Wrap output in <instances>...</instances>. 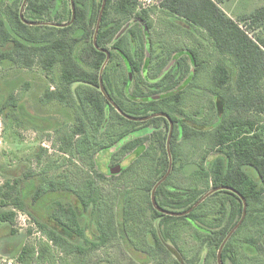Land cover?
<instances>
[{"label":"trees","instance_id":"obj_1","mask_svg":"<svg viewBox=\"0 0 264 264\" xmlns=\"http://www.w3.org/2000/svg\"><path fill=\"white\" fill-rule=\"evenodd\" d=\"M158 1L159 7L174 17L173 21L181 20L188 28H191V31L196 29L203 32L217 54L210 78L213 98L217 100L214 107L220 110L223 116L227 112L228 116L219 117L213 124V130L209 132L210 137L207 141L209 147L202 153L199 162L191 164V167L182 163L174 146L175 139L177 135L189 139L205 136L207 132L191 130L184 120H178L179 117L175 115V109L182 104L181 88L157 100L137 102L135 108H129L115 101L109 89L112 81L108 74V66L116 54L122 60H126V64L135 65L137 70L140 68L139 61L143 56H148V63L158 56L155 52L158 48H154V44L148 37V29L151 27L149 10L136 11L137 0H105L95 45L93 36L103 0H73L75 16L71 23H68L72 17L70 0H26L22 11L23 18L19 15L23 0H0V61L8 59L24 67H32L34 63H38L46 72L53 71L55 67L59 69V82L56 88L45 89L44 100L47 103L58 102L61 109L76 103L74 109L76 112L69 109L76 120L75 126L71 129L72 132L69 131L61 136L62 144L59 148L71 156H78V159L80 157L90 161L91 154L97 147L101 150L111 146L135 149L142 144L143 135L148 131L146 126L156 127L157 130L151 132L153 142L158 146V154L154 157V172L157 180L153 185L165 175L169 167L166 150L169 121L163 116L136 121L125 117L122 113L139 118L150 116L152 112L167 114L174 124L169 144L172 162L170 171L181 169L184 173H189L191 177L203 180L205 185H210L211 188L204 190L198 185L167 187L166 180L168 181L172 174L169 172L155 190L156 205L165 211L184 214L173 215L157 210L151 200V189L149 207L153 223L150 228H145L150 243L160 251H169L164 243L166 240L174 241V238L170 236L172 225L176 221H183L198 232L197 237L206 241L210 251L215 252L218 264L217 253L220 245L227 234L235 228L223 244L221 262L227 264L226 260L229 259L230 264H236L243 256H252L250 253L245 254L244 250L238 254L236 252L235 255L230 247L231 238L234 237L232 235H235L234 233L242 224L246 228L248 222H253V225L258 227L257 237L244 236L246 244L256 246V252L262 251L260 245H256V239H259L261 235L264 237V33H261L264 29V4L234 19L221 6L226 0ZM130 16H134L136 21L132 22L117 38L116 35L128 24ZM43 22L68 24L54 26L43 24ZM137 26L140 28L135 29ZM81 41L82 49L76 51V46ZM137 41L138 50L136 49ZM108 44L111 48L107 47ZM126 44L134 50V56H138V59L130 55ZM106 52L109 54L107 61ZM175 52V62L179 68L174 74L185 71L181 69L180 54L186 52V56L190 58L194 66L191 71V77L194 78L201 67L198 53L195 50L186 49H177ZM159 58L156 72H160L173 57ZM226 59L231 61L233 69L226 66ZM100 74L105 92L112 101L116 102L121 113L101 92ZM174 74L169 70L162 77V81L172 79ZM231 76H234L232 83H230ZM123 82L127 87L128 76ZM74 84H76L74 91L76 99L71 89ZM8 101H11L12 106L16 103L11 94ZM111 110L114 112L113 115H110ZM249 113L253 116H249ZM142 124L146 126L136 128ZM61 125L60 128H62ZM115 125L121 129V132L110 143L107 141L109 130L115 128ZM89 128L95 134L89 135L87 133ZM57 129L59 128L54 130ZM96 134L100 135L101 139H98L100 143H97ZM139 151L140 149L137 148L136 153L139 154ZM86 183L88 188L83 192L71 189L61 180H52L47 185L44 184L45 191L57 190L56 187L61 184L60 186L63 187L59 189L73 194L79 204L76 206L68 203L66 207L55 199V208L51 212L54 219L48 220L45 217L44 221H40L35 216L34 219L43 228L49 226V235L55 244L68 242L71 247L75 243V249L80 253L102 247L110 237L118 235L127 254L142 263L146 262L148 256H144L147 259L140 258L142 254L137 256L125 233L124 222L128 212L124 209V201L119 202L118 217L115 220L111 213L108 214L102 210L106 207V203L102 202L101 193L94 186V180L89 178ZM6 186L8 189L0 186V205L2 207L12 205L20 210L26 209L27 204L20 189L23 188L22 185L18 189L19 195L15 198L10 196L13 186H10L8 182ZM214 188L219 189L201 200ZM40 195V189H36L33 197L37 198ZM122 196L126 195L122 194ZM241 197L246 203L243 218ZM198 200L201 201L192 208ZM208 203L210 206H215V209L207 213L205 208L209 206ZM88 206L92 207V211L97 212L98 216L92 220L87 219L85 227L77 229L82 222L80 210L87 209ZM188 210L190 211L186 212ZM14 217L15 212L12 209L0 211V222L12 224ZM138 220L143 221L139 217ZM89 225L90 227L87 228ZM90 228L91 237H88L86 232ZM57 229L60 233L55 232ZM11 231L14 232V230ZM62 233L69 239L63 237ZM75 236L76 239H74ZM82 239L84 244L79 246L77 243ZM22 252L24 253V250ZM202 257L205 261L207 260L205 256H200L197 258L198 262ZM175 264L183 263L175 258Z\"/></svg>","mask_w":264,"mask_h":264},{"label":"rangeland","instance_id":"obj_2","mask_svg":"<svg viewBox=\"0 0 264 264\" xmlns=\"http://www.w3.org/2000/svg\"><path fill=\"white\" fill-rule=\"evenodd\" d=\"M158 2V0H150L149 4H142L141 0H137L136 11L149 10L151 27L148 29V37L154 44V48H158L155 50L158 53L157 59H152L151 63H148L143 56L139 66L142 69L146 64L148 66L150 64L148 76L154 78L158 73L156 68L159 57L170 59L174 53L176 54L177 49L195 50L198 53L201 67L193 78L190 72L194 66L190 58L186 56V52H181V69L185 71L179 73V78L175 82V86L181 88L183 93L182 104L175 109L178 120H184L191 130L207 132L205 136L185 139L177 135L175 139L174 146L182 163L191 167V164L199 162L202 153L209 147L207 141L210 137L209 132L213 130V124L219 117L228 116L227 112L223 116L220 110L214 107L217 100L213 98L210 78L217 54L203 32L196 29L191 31V28H188L181 20L173 21L174 17L165 13ZM263 4L264 0H226L221 6L229 16L237 19L240 14L249 13ZM135 21L134 16H130L128 26ZM137 28L140 27L137 26L135 29ZM261 33H264V29ZM126 45L127 51L134 56V50L128 44ZM107 47L111 48L110 44ZM81 49L82 41L77 44L76 51ZM136 49H139L138 41ZM164 51L166 53H161ZM143 53L145 55V52ZM134 59H138V56H134ZM125 64L126 60H122L116 54L108 66V74L112 81L109 89L115 101L129 108H135L137 102L140 103L139 98L144 100L147 94L168 93L167 89L146 93L148 88L141 76V71H133L131 81L125 87L123 80L128 76ZM225 64L229 69H233V64L228 59L225 60ZM233 77L231 76L230 83L233 82ZM59 78L57 67L53 68V71L46 72L38 63H34L32 67H24L12 60L0 61V186L8 189L6 186L8 182L10 186H13L10 196L15 198L19 195L18 189L22 185L23 188H20L22 197L27 204L24 210L12 205L4 207L0 205V211L12 209L15 212L12 224L0 222V264H175L176 256L172 252L156 249L150 243L148 232H145V228H150L153 223L149 206L150 191L157 180L154 172V157L158 154V146L153 142L152 133L157 128L153 125L146 126V124L137 126L136 128L146 126L148 131L143 135L142 144L135 149L111 146L101 150L97 147L91 154L90 161L64 153L59 148L62 144L60 138L67 132H72L71 129L75 126L76 120L69 109L76 112L74 111L76 103L61 109L58 102L47 103L44 100L45 89L56 88ZM75 87L76 84L71 89L76 99ZM10 94L16 102L13 106L11 101H8ZM113 104L116 108V102L113 101ZM113 113L111 110L110 115ZM249 116L253 114L249 113ZM135 118L139 117L135 116ZM144 120L146 119L136 121ZM62 123L64 124L61 125ZM60 125L62 128L59 127ZM57 127L59 129L54 130ZM114 127L109 130L107 141L110 143L121 132L118 126ZM87 133L92 135L94 132L89 128ZM96 136L97 143H100L98 140L101 139L100 135L96 134ZM137 148L140 149L139 154L136 153ZM89 178L94 180V186L101 193L102 202L106 203V207L102 210L108 214L111 213L115 220L118 217L119 202L124 201V209L128 212L124 222L125 233L137 256L142 254L140 258L143 259H147L144 256H148L146 262L142 263L127 254L118 235L110 237L102 247L80 253L76 251L74 242L71 247L68 242L55 244L50 238L49 226L43 228L34 219L35 217L40 221H44L45 217L48 220L54 219L51 212L55 208V199L66 207L68 203L76 206L79 204L73 194L59 189L63 187L60 186L61 184L56 187L57 190L48 189L50 191H45L44 184L47 185L52 180H61L71 189L83 192L88 188L86 182ZM191 185H198L204 190L211 188L210 185L206 186L203 180L191 177L189 173H184L181 169L173 171L168 181L166 180L167 187ZM36 189L41 191V195L37 198L33 197ZM122 194L126 196L123 197ZM214 209L215 206L209 205L205 208V212H212ZM80 212L82 222L78 228L76 227L77 229L84 228L87 219L92 220L98 216V213L93 212L90 206L87 209L81 208ZM138 217L143 221L138 220ZM154 223L157 225L156 222ZM253 224L248 222L246 228L242 224L234 233L235 235H232L234 236L230 241L232 252L236 255V252L238 254L244 250L247 252L245 254L252 255L251 257L243 256L236 264H264V237L261 235L259 239H256V245H260L261 252H256L255 245L246 244L244 241L245 235L249 238L257 237L258 227ZM172 227L170 236L174 238V241L166 240L164 244L176 250L183 264H217L215 252L209 250L205 240L197 237V231L183 221L174 222ZM55 232L60 233L58 229ZM86 234L91 237V228L87 229ZM62 236L66 238L65 234ZM82 243L84 244L83 239L77 244L80 246ZM200 256H205L207 260L205 261L202 257L198 262L197 258ZM226 263L230 264L229 259Z\"/></svg>","mask_w":264,"mask_h":264},{"label":"water","instance_id":"obj_3","mask_svg":"<svg viewBox=\"0 0 264 264\" xmlns=\"http://www.w3.org/2000/svg\"><path fill=\"white\" fill-rule=\"evenodd\" d=\"M25 2H26V0H23V4H22V6H21V8H20V11H19V15H20L21 18H23V17H22V16H23V15H22V11H23V7H24V5H25ZM70 2H71L72 17H71V20H70L68 23H71V22L73 21V19H74V16H75V6H74V2H73V0H70ZM104 4H105V0H103V2H102V6H101V9H100V12H99V16H98V21H97V24H96V27H95V31H94V36H93L94 45L96 44V41H95V40H96V35H97L98 29H99V24H100V20H101V15H102V11H103V8H104ZM68 23L55 24V23L43 22V24L54 25V26H65V25H67ZM127 27H128V24H127V26H126L125 28H122V29L118 32V34L116 35V37L118 38V37H119V36L125 31V29H126ZM106 54H107V58H106V61H107V60H108V57H109V54H108V52H106ZM106 61L104 62L103 66L105 65ZM103 66H102L101 70L103 69ZM99 86H100V90H101V92H102V93L106 96V98L111 102L109 96H108L107 93L105 92L104 87H103V85H102L101 74L99 75ZM112 104H113V103H112ZM113 105H114V104H113ZM116 109L121 113V111L119 110V108L116 107ZM122 114H123L125 117H127V118H130V119H139V120H143V119L149 118V117H151V116H157V115L165 116V117L168 119V121H169V132H168V136H167V140H166V150H167V154H168V157H169V167H168V169H167L165 175H164V176H163L158 182H156V184L154 185V187H153V189H152V191H151V200H152L153 206H154L157 210H159V211H161V212H164V213H167V214H173V215H175V214H178V215H182V214H184V213H174V212L165 211V210H163V209H160V208L156 205V201H155V190H156L157 186H158L163 180H165V178H166L167 175L169 174V172H170V170H171V167H172V162H171V155H170L169 144H170V137H171V134H172V131H173V123H172L170 117H169L167 114H164V113L153 114V115L148 116V117H145V118H133V117L128 116V115H126V114H124V113H122ZM217 189H219V188H214V189L210 190L209 192H207V193L201 198V200L204 199L207 195H209L210 193H212L213 191H215V190H217ZM201 200H198V201L193 205L192 208H194V207H195V206H196ZM241 200L243 201V213H242V218H243L244 215H245L246 203H245V201H244V199H243L242 197H241ZM192 208H191V209H192ZM191 209H190V210H191ZM190 210H188V211H186V212H189ZM236 226H237V225H236ZM236 226H235V227H236ZM234 229H235V228H233V229L227 234L226 238L223 240V242H222L221 245H220V248H219L218 253H217L218 264H222V262H221V249H222V247H223V244L225 243V241L227 240V238L230 236V234L233 232ZM166 247L168 248V250H169L170 252H172V253L176 256V258H177L178 260H180V256H179V254L176 252V250H175L173 247H171V246L168 245V244L166 245Z\"/></svg>","mask_w":264,"mask_h":264},{"label":"flooded vegetation","instance_id":"obj_4","mask_svg":"<svg viewBox=\"0 0 264 264\" xmlns=\"http://www.w3.org/2000/svg\"><path fill=\"white\" fill-rule=\"evenodd\" d=\"M146 58V61L148 60V56H145ZM176 58H175V55L173 56V58L170 59V61H168L162 68H161V71L158 72V74H156L154 76V78H151L149 77V66L148 64H146V66H144L142 69L139 68L138 70L136 69L135 65H129V64H125L127 66V73H128V79H129V82L131 81V75H132V72L135 71H141V76L143 77L144 81L146 82V87L148 88L147 91H145L146 93H149L153 90H158V89H161V90H165L167 89L168 93H165V94H169V93H172L173 91L175 90H178V86H175V82L177 81V79L179 78V73L177 75H175V70L177 68H179V66L176 64ZM140 67V66H139ZM169 70L172 71V73L174 74V77L170 80H166V81H162V77L165 75V73H167ZM192 71V70H191ZM191 73V72H190ZM153 85V86H152ZM150 89V91H149ZM105 90V89H104ZM165 94H151V95H148L145 96L144 100L139 98L140 101H143V102H147L148 100L152 99V100H157L159 99L161 96L165 95ZM106 97V96H105ZM107 99V98H106ZM108 100V99H107ZM109 101V100H108ZM110 102V101H109ZM111 105H113V101L111 100ZM114 106V105H113ZM163 113V112H161ZM155 114H160V113H155ZM165 114V113H164ZM153 115V114H151ZM150 115V116H151ZM157 116H162V115H157ZM148 117V116H146ZM165 117V116H163ZM135 118V117H133ZM141 118V117H140ZM145 118V117H144ZM150 118V117H149ZM166 118V117H165ZM148 119V118H146ZM167 119V118H166ZM133 120H139V119H133ZM173 123V122H172Z\"/></svg>","mask_w":264,"mask_h":264},{"label":"built area","instance_id":"obj_5","mask_svg":"<svg viewBox=\"0 0 264 264\" xmlns=\"http://www.w3.org/2000/svg\"><path fill=\"white\" fill-rule=\"evenodd\" d=\"M149 2H150V0H141L142 4H147V3L149 4Z\"/></svg>","mask_w":264,"mask_h":264}]
</instances>
